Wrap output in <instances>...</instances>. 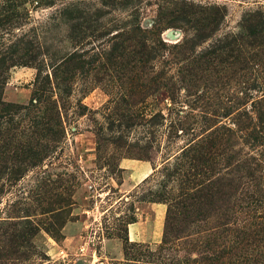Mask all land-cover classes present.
Here are the masks:
<instances>
[{
    "label": "rangeland",
    "instance_id": "374dc122",
    "mask_svg": "<svg viewBox=\"0 0 264 264\" xmlns=\"http://www.w3.org/2000/svg\"><path fill=\"white\" fill-rule=\"evenodd\" d=\"M0 264H264V0H0Z\"/></svg>",
    "mask_w": 264,
    "mask_h": 264
},
{
    "label": "trees",
    "instance_id": "16d2710c",
    "mask_svg": "<svg viewBox=\"0 0 264 264\" xmlns=\"http://www.w3.org/2000/svg\"><path fill=\"white\" fill-rule=\"evenodd\" d=\"M0 106H2V102H0Z\"/></svg>",
    "mask_w": 264,
    "mask_h": 264
}]
</instances>
